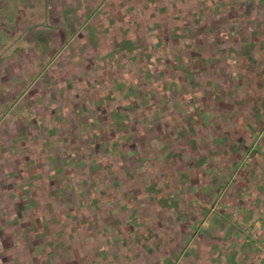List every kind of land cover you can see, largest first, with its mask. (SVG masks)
Segmentation results:
<instances>
[{
	"label": "rangeland",
	"instance_id": "obj_1",
	"mask_svg": "<svg viewBox=\"0 0 264 264\" xmlns=\"http://www.w3.org/2000/svg\"><path fill=\"white\" fill-rule=\"evenodd\" d=\"M45 1L5 0L4 9L0 12V19L4 21V25H0V51L11 58L18 54L28 55L37 47L39 51L34 53V57H42L41 60L45 61L44 55L48 54L53 70V75L31 76L29 70L18 74L20 85L24 86L30 79L34 85L31 93L26 94V99H21L17 104L14 100L17 94L13 90L8 92L10 87H15H9V82L13 84L16 79L6 76V102L9 104L12 101L15 106L9 110V105L6 108L0 106V226L5 225L9 229L10 240L7 243H16L18 248L24 243L22 248L28 250L17 251V254L23 252L17 264H26V259L32 253L26 246L33 240L30 241V229L26 228L28 232L24 230V210L35 209L37 214H47L51 204L59 214L73 210L86 211L92 214L86 216L84 221L85 230H89L90 218H94L93 214L98 212L89 207L88 196L96 194L100 188L112 194L109 183L124 179V169L128 171L127 175L135 173L130 166L140 163L135 162L137 158L142 162L149 143L158 138L160 140V130L173 129L176 124L173 118L167 121L168 124L165 121V124L158 123L162 115H155L152 110H156L159 100L164 98L158 96L155 89L149 90L155 85L177 81L172 85L175 91L170 98L175 105L188 93L190 82L197 83L196 78H202L199 69L194 68L191 75L188 71L191 66L198 67L197 62L201 63V59L191 61L187 55L196 35H200L198 47L201 48L196 51L197 57L202 56L201 50L206 55L210 50L219 54L223 48L231 45L222 40L225 31L221 25L226 18L227 7L231 18L242 19L240 7L244 2L253 7L245 11L243 19L258 20L264 17V0H141L145 1L143 9L118 11L123 14L119 15V20L125 16L129 24L126 21L121 24L115 41H131L133 48L129 52L125 49L129 43H122L113 49L108 41L115 36L113 33L106 32L104 37L108 40L91 45L96 35L94 25L97 20L92 18L94 12L80 15V11H71L81 6L78 0L75 5H58L59 12H56L60 16L51 13L50 21L49 18L39 19L42 10L48 11L50 8ZM104 1L107 5L112 2ZM121 3L125 5L126 2L123 0ZM209 3L213 12H206ZM120 7L121 4H118V9ZM200 8L204 9L205 14L198 10ZM196 19L203 21L200 23L202 26L198 25ZM55 32L63 34L65 52L60 47L56 48L60 45V38L55 39L57 46L50 47L49 37ZM98 33L104 34V30ZM179 35L184 36L176 37ZM84 37H88L87 41L91 40L90 44L84 43ZM166 38L165 43L163 39ZM57 53L63 55L55 58ZM140 54L147 60H144V64H126L133 55ZM177 55L182 59L181 63L173 61L172 56ZM163 90L166 91V88L163 87ZM28 97H32V100ZM162 144L163 138L160 145L154 142L155 148ZM93 172L101 181H108L107 184L100 186V183L96 185L98 188H91L93 178L90 174ZM27 179L34 182L32 189ZM79 195L84 197L80 207L77 203V200H81ZM107 206V203L104 207L98 204L102 209ZM12 211L17 215L15 218ZM16 217L21 219L17 220ZM54 228L57 227L53 225ZM53 238L54 241L67 242L62 241V237ZM94 239L97 236L93 233L82 235L80 243L70 255L59 251V260L51 257L46 260L43 255L38 263L64 264L65 260L72 262L74 256L78 255L81 264H94L92 252L95 250L90 251L94 247ZM47 241L40 236L37 241L34 240L32 244L37 243L38 254L44 253ZM78 247L81 248L78 250ZM101 254L110 261L111 257L104 254L103 248Z\"/></svg>",
	"mask_w": 264,
	"mask_h": 264
},
{
	"label": "flooded vegetation",
	"instance_id": "obj_2",
	"mask_svg": "<svg viewBox=\"0 0 264 264\" xmlns=\"http://www.w3.org/2000/svg\"><path fill=\"white\" fill-rule=\"evenodd\" d=\"M208 5L206 12H213ZM248 6L241 5V20L231 18L227 7L222 40L231 45L220 55L214 50L208 55L201 50L200 58L187 54L190 60L201 59L188 71L191 75L199 69L202 80L190 82L188 93L175 105L170 98L177 81L149 90L164 98L156 110L152 107L155 115H162L158 123L173 118L176 124L170 131L160 130L162 136L155 141L160 145L163 138L161 147L149 143L142 162L137 158L140 163L130 166L135 173L127 175L124 169V179L109 183L112 194L100 188L88 196L89 207L98 212L87 220L89 230L84 221L92 214L86 211L59 214L51 204L45 215L35 209L23 211L24 230L30 229L33 240L26 244L32 252L26 264H39L43 255L59 260V251L70 255L80 237L91 233L97 236L90 250H95L94 264H264V17L243 19L253 7ZM163 40L166 43L167 38ZM199 41L197 34L193 46ZM172 59L182 61L178 55ZM144 60L143 54L133 55L126 64ZM90 176L93 189L108 182L94 172ZM27 181L32 189L34 182ZM81 195L79 207L84 203ZM106 203V210L98 207ZM8 230L0 226V264H17L23 254L17 251L28 250L22 248L24 243L20 248L7 243ZM39 236L48 240L46 254H38L37 243L32 244ZM53 236L67 242L54 241ZM74 257L72 262L61 260L81 264L79 256Z\"/></svg>",
	"mask_w": 264,
	"mask_h": 264
},
{
	"label": "crops",
	"instance_id": "obj_3",
	"mask_svg": "<svg viewBox=\"0 0 264 264\" xmlns=\"http://www.w3.org/2000/svg\"><path fill=\"white\" fill-rule=\"evenodd\" d=\"M78 1H79L81 6L79 8L72 9L71 11L72 12L80 11V15H88L89 13L94 12V15H92V18L97 20L96 24L94 23L95 24L94 28L97 29L96 35H95V38L93 39L91 45H96V43H97V45H99L100 42H102L101 40H105V41L108 40V39H105L106 37H104V36H106V32H107V33H113V35H115L112 40H111V38H109V40H108L109 43H111V45L113 46V49L117 48V46H120L122 43H126V44L129 43L126 45L125 49L129 52L131 51V49L133 48V43L131 41H120L119 39L117 41H115V39L118 36V33L121 30V28H120V27H122L121 24L124 23V21H126L129 24V22L126 20L125 16L119 20V15H123V14H121V12L118 13V11L119 10H125L126 12H134V11L139 10L140 8L143 9L144 8L143 5L145 4L146 0L144 2H140L141 0H125V2H126L125 5H123L121 3V1H123V0H112L110 5H107V3L104 0H102L100 2H97V0H78ZM45 2H46V4L48 3L47 5H50V8L48 9V11L42 10V17L43 18L39 17V19H42V20L47 19L48 20V18H49V21H50V20H52L51 19V16H52L51 13H54L55 15H57V17L60 16V14L57 13V12H59V11H57V10H59L58 5H75L76 0H46ZM118 4H121V6H122L119 9H118ZM138 5H140V7H138ZM4 6H5V0H3V2H0V12L3 11ZM52 11H55V12H52ZM60 12H63V11L61 10ZM81 12H83V13L81 14ZM48 15H49V17H47ZM80 15H78V17ZM74 16H76V15H74ZM122 20H123V22H119ZM90 23L91 22H89V25H90ZM0 25H4L3 19H0ZM99 30H104V34L98 33ZM183 36L184 35H179L176 37L180 38ZM107 37H109V36H107ZM59 38H60V45L57 46L54 43H55V39H59ZM85 38H86V40H85ZM87 38L88 37H84V39H83L84 43L90 44L91 40L87 41L88 40ZM49 39H50V43H51L50 47L53 48V46H57L56 48H58V47L62 48L61 51L62 50H64V52L66 51L64 49V47L66 46V43H65L66 40L64 39V36L62 33L55 32L49 37ZM121 39H123V37ZM32 46H34V45H32ZM191 46H193V45H191ZM198 48L199 47H194V49H190L189 54L191 56L192 55L194 56V54H192V53L196 54V51ZM38 51H39V49L36 47L35 51H33V52L30 51L28 53V55L18 54V55L12 56L11 58H9L7 56V54L4 53V51H0V106H2V108H6L7 105H9L8 110L10 108H13V106H15V104H17L21 99H24L26 97V94L28 92L31 93V90H32L33 85H34V81L33 80L31 81V79H30L28 81L29 83H25L24 86L20 85L22 83H18V82H21V80H19V78L17 77L18 74L22 75L23 73H25V70H29L31 73L30 74L31 76L48 75V74L53 75V70L51 67L52 61L48 60V58H47L48 54L44 55V57H45L44 59H46V60L42 61L41 60L42 57H40L39 59H38V57H34V53L36 54ZM47 53H49V52L47 51ZM58 54L59 53H57L55 55V58L56 57L58 58L60 55H63V54H59V55ZM197 54L195 55L196 58H197ZM53 59H54V57L52 58V60ZM193 60L194 59H191V61H193ZM8 75L13 76L14 79H16L15 83L10 84V82H9V84H8V86L9 85L15 86V87L9 86L10 88L8 91V92H10V90H13V92L17 94V95H14V98H15L14 100L16 101V103L14 105H12V103H13L12 101L9 102V104H7L6 94L4 95V93L6 92L5 87L7 85L6 84V76H8ZM22 92H23V95H22ZM30 96H31V94H30ZM28 98H30V100H32V97H28ZM34 98L35 97L33 96V101H34ZM6 111H7V109H6ZM7 241H9V240L7 239ZM15 245H16V243H13V246H15Z\"/></svg>",
	"mask_w": 264,
	"mask_h": 264
}]
</instances>
